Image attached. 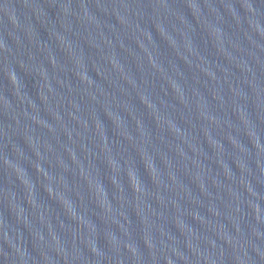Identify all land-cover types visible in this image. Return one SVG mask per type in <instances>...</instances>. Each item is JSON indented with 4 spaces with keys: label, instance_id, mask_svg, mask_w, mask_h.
Returning <instances> with one entry per match:
<instances>
[{
    "label": "water",
    "instance_id": "1",
    "mask_svg": "<svg viewBox=\"0 0 264 264\" xmlns=\"http://www.w3.org/2000/svg\"><path fill=\"white\" fill-rule=\"evenodd\" d=\"M0 264H264V0H0Z\"/></svg>",
    "mask_w": 264,
    "mask_h": 264
}]
</instances>
